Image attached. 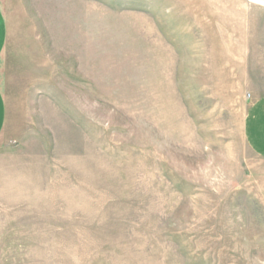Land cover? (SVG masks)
Returning a JSON list of instances; mask_svg holds the SVG:
<instances>
[{
	"label": "rangeland",
	"instance_id": "1",
	"mask_svg": "<svg viewBox=\"0 0 264 264\" xmlns=\"http://www.w3.org/2000/svg\"><path fill=\"white\" fill-rule=\"evenodd\" d=\"M235 3L0 0V264H264Z\"/></svg>",
	"mask_w": 264,
	"mask_h": 264
},
{
	"label": "crops",
	"instance_id": "2",
	"mask_svg": "<svg viewBox=\"0 0 264 264\" xmlns=\"http://www.w3.org/2000/svg\"><path fill=\"white\" fill-rule=\"evenodd\" d=\"M208 1V0H207ZM222 9L235 10L237 0H223ZM229 3H226V2ZM238 10L240 13L245 12V21L240 15L238 26L231 23L224 25L221 29L223 35V48H239L244 49V64H264V23L260 24L255 20H251L252 12L260 11L264 15V0H238ZM264 17V16H263ZM238 33V36L236 35ZM7 40V23L4 14L0 8V64L1 57L4 52ZM248 50H255L254 53ZM255 58L254 61H249L247 58ZM6 120V104L3 95L0 91V134L3 130ZM246 132L250 144L256 146L264 152V98L256 99L251 108L248 121L246 123Z\"/></svg>",
	"mask_w": 264,
	"mask_h": 264
}]
</instances>
